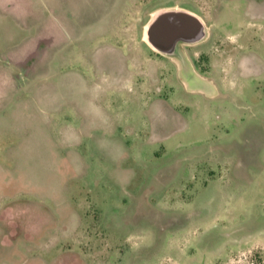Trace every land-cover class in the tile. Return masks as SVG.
<instances>
[{"label": "rangeland", "instance_id": "1", "mask_svg": "<svg viewBox=\"0 0 264 264\" xmlns=\"http://www.w3.org/2000/svg\"><path fill=\"white\" fill-rule=\"evenodd\" d=\"M172 4L205 19L204 80L146 44ZM263 14L0 0V264H264Z\"/></svg>", "mask_w": 264, "mask_h": 264}, {"label": "water", "instance_id": "2", "mask_svg": "<svg viewBox=\"0 0 264 264\" xmlns=\"http://www.w3.org/2000/svg\"><path fill=\"white\" fill-rule=\"evenodd\" d=\"M187 21L189 28L183 30L170 29L165 26L170 21ZM206 27L199 16L184 10L163 9L157 11L145 27V39L155 50L168 54H175L177 43L183 41L193 43L204 39Z\"/></svg>", "mask_w": 264, "mask_h": 264}, {"label": "flooded vegetation", "instance_id": "3", "mask_svg": "<svg viewBox=\"0 0 264 264\" xmlns=\"http://www.w3.org/2000/svg\"><path fill=\"white\" fill-rule=\"evenodd\" d=\"M190 2V0H188ZM166 9H178V10H184V11H187V12H190L192 13V10L190 8H187V6L184 5H181L179 6V4H172V5H168L166 6ZM203 21V20H202ZM165 26L167 28H170V29H176L178 30H183L185 28H189L190 26V23H188L187 21L183 20L181 22H177V21H170V22H167L165 24ZM145 31V30H144ZM203 41V39H201L200 41H197V42H193V43H186V42H183V41H179L177 43V50L175 52V54H168V53H163V52H159L155 49H153L146 41V44L149 45L148 47L151 48V50H153L155 52V56L156 58H159V59H163V58H168L169 60L172 61L171 65L175 67V70H176V76H174V81L176 83H180V84H189L191 83L193 80H195V78H198L200 80H204V78H201L199 76H197V74L195 73V62L192 61V59L186 55L188 53H194L192 52L194 50V45H196L197 43ZM241 46H239L238 48H240ZM192 50V51H191ZM176 62L174 63L173 62ZM169 62V61H168ZM177 63L178 66H177Z\"/></svg>", "mask_w": 264, "mask_h": 264}, {"label": "crops", "instance_id": "4", "mask_svg": "<svg viewBox=\"0 0 264 264\" xmlns=\"http://www.w3.org/2000/svg\"><path fill=\"white\" fill-rule=\"evenodd\" d=\"M192 13L196 14L197 16L201 17V15L195 11L192 10ZM264 15V14H263ZM203 20L205 21V19L203 18Z\"/></svg>", "mask_w": 264, "mask_h": 264}]
</instances>
